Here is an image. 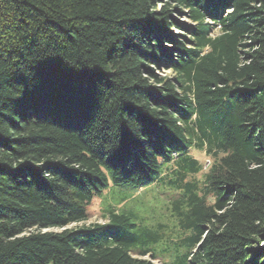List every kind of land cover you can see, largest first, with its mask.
<instances>
[{"label": "trees", "instance_id": "16d2710c", "mask_svg": "<svg viewBox=\"0 0 264 264\" xmlns=\"http://www.w3.org/2000/svg\"><path fill=\"white\" fill-rule=\"evenodd\" d=\"M154 182L159 219L87 222ZM263 243L264 0H0V264H264Z\"/></svg>", "mask_w": 264, "mask_h": 264}, {"label": "rangeland", "instance_id": "374dc122", "mask_svg": "<svg viewBox=\"0 0 264 264\" xmlns=\"http://www.w3.org/2000/svg\"><path fill=\"white\" fill-rule=\"evenodd\" d=\"M192 153L206 165L210 163L209 156L204 151L194 149ZM168 190L162 185H158L157 182L148 184L140 190H135L133 187H114L110 184L89 205L87 222L104 221L105 209L110 206L121 208L124 202L128 201L127 204L132 205L138 216L145 219L144 221L149 224V222L159 219L162 212H166L169 199L173 196L172 192ZM124 198H126L125 201Z\"/></svg>", "mask_w": 264, "mask_h": 264}]
</instances>
